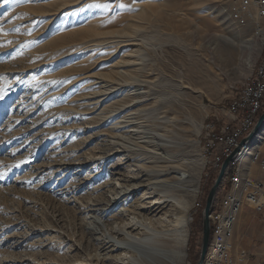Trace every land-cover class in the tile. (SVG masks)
<instances>
[{
  "label": "rangeland",
  "instance_id": "374dc122",
  "mask_svg": "<svg viewBox=\"0 0 264 264\" xmlns=\"http://www.w3.org/2000/svg\"><path fill=\"white\" fill-rule=\"evenodd\" d=\"M160 1L163 6L152 12ZM233 1L0 0V44L4 45L0 47V264L69 261L86 253L79 212L87 220L85 232L93 239L102 235L110 216L125 214L136 195L120 196V206L113 204L105 214H85L89 197L97 199L105 193L113 200L114 188L124 190L122 182L117 184V174L134 169L126 163L129 153L100 157L111 144L145 147V155L139 149L131 157L146 167L156 165L150 150L156 144H169L178 165L185 163L183 173L201 171L205 162L199 136L204 122L216 113V107L227 108L237 96L236 86H248L249 78L258 77L264 59V45L256 58L237 47L243 40L258 42L255 37L264 28V18L254 22L251 12H244L243 18L241 4ZM99 4L102 7L95 6ZM250 5L261 7V0H250ZM89 13L96 15L93 23L100 27L96 40L105 41L101 46L90 47L86 43L93 38L75 35L83 27L81 17ZM249 57L255 59L252 72L247 71ZM120 62L138 66L120 68ZM98 78H109V83ZM115 88V95L93 110L98 99L88 95ZM129 92L145 93V102L132 110L135 125L116 133L122 137L112 138L110 128L130 113L105 122L96 118L105 107L130 101ZM132 130L137 132L129 133ZM158 135L168 142L157 140ZM157 149L167 160L172 155L166 147ZM256 151L264 153V144L252 153ZM105 158L109 160L102 164ZM119 158L126 161L117 169ZM241 166L243 176L250 178L249 172L264 176L250 156L242 158ZM203 178L202 171L190 211L186 264L196 258L189 250L191 231L203 229V214L194 211L201 201ZM186 197L194 204L195 199ZM260 229L253 215L243 217L235 250L246 248L259 254ZM211 236L210 243L215 242L217 238ZM129 246L140 252L135 245ZM256 257L248 264H264V259Z\"/></svg>",
  "mask_w": 264,
  "mask_h": 264
},
{
  "label": "bare ground",
  "instance_id": "6f19581e",
  "mask_svg": "<svg viewBox=\"0 0 264 264\" xmlns=\"http://www.w3.org/2000/svg\"><path fill=\"white\" fill-rule=\"evenodd\" d=\"M64 4H68V2ZM157 5V8H151L152 12L158 11V7L163 6L161 1L157 3ZM144 14L145 13L142 12L140 15L144 16ZM95 16V13L83 15V17H81L82 21H80L82 22L83 27L75 33V35L79 34L80 36L85 35L88 38H93L92 41L86 43V45L90 44V47L101 46L105 42L96 40V37L100 35V27L96 21V23H93ZM225 39L232 43L229 37H226ZM255 40H258V42H253L251 39L245 41L243 40L237 47L241 50H248L250 56L255 54L256 58L264 45V28L258 32ZM60 42L57 44L60 45ZM100 43L102 44L100 45ZM112 43L113 42H111V44ZM232 44L235 45L234 43ZM127 64L131 66H138L135 62H120L118 66H120V68H124ZM254 64L255 59L249 57L247 60V71L252 72L255 66ZM258 68L259 70L256 74L259 77L261 64ZM131 76L133 77V75ZM132 79L133 78L129 80ZM98 80L101 81L100 83H106V81L109 83V78L108 80H105V78H98ZM252 81H256V79L251 78L250 80L249 78L248 86H250V82ZM107 90L108 89H106V91ZM114 90H116V88L107 93H105V91L93 94L89 93L92 97L88 95L87 98L98 99L94 103L95 105L93 104V110L97 109L99 104L103 103L108 97L111 98V95L114 94ZM130 92L127 94L130 101H124L120 104L117 101V105H119V107L111 104L110 106L102 109L99 117L96 118L98 121L101 120V122H105L117 115L127 112L130 113L121 117V119L117 120L115 125L110 128L109 132L113 133L112 138L122 137V135H117L116 133H120V130H124V128L135 125L130 119L133 115H135L132 114V110L137 106H141L142 102H145L143 96L145 93L136 94ZM234 101H236V103H243L244 94H237V96L230 100L229 105H233ZM258 121L255 122V126ZM136 132L137 131L135 130L129 131V133ZM155 137L160 142H168L165 139L166 137L163 135ZM263 144L264 124L259 132L255 134L249 142L243 145L241 150L234 155V163L230 164L233 166L234 174L230 176L227 187V191H231V197L227 203V209H221V205L226 202V193L224 194L220 201V206H218V209L215 210L216 215L210 220L211 228L214 226L213 237H216L217 239L215 242H209L204 264L205 261L206 264L225 263L227 253H229V243H233L234 232L238 223L237 221L239 216L242 214V208L245 204V196L248 195V188L250 187V178L242 175V172H244L241 168L244 166V164L241 166L242 158L250 156L252 162L257 163V158H261V153L258 151L252 153V150L253 148H261ZM127 145L128 144L118 143L111 144L108 146V150L106 152L104 151L100 157H110L113 154L117 155L118 152H123L126 155L129 153L133 156V154L139 152V149L141 150L139 152L140 155H145V152L148 151L141 145H136L138 148H132ZM167 145L168 146L162 143L156 144L155 150H150V153L154 152L153 158H155V162L152 163H155L156 165L153 167H146L145 163L140 165L139 163L143 162L142 160L134 161V158H132L131 155L128 157L126 156V159H129L126 163H131L128 167L130 169H132L131 167H134V169L126 175L122 173L117 174L119 176L117 184L121 185L122 182L124 190L117 192V189L114 188L113 191L115 194L113 195H115V197L113 200L109 199L105 193H101L97 199L89 197L88 202L86 203L87 206L85 205L88 212L86 211L85 214L93 215L99 211H101L100 213L105 214L113 204L114 207H119V202L123 199L120 196L129 198L131 195H136L134 202L128 209L124 210L125 214L120 213L110 216V212L108 214L110 217L108 216V224L107 226L105 225V230L101 229L103 232L102 235L100 234L99 237L94 239L91 236L92 234L90 235L85 232L87 220L84 217L81 219L83 214L79 212L81 217L78 226L81 232L82 240L87 243L86 253L82 255L78 253L76 257L71 258L66 262L54 260L56 261V264H186L187 246L189 241V224L191 222L190 211L194 207L196 202L195 198L199 193L201 173L204 166L206 169V158H203V163L205 162V165L202 164V168L200 169L201 171H198L196 175H188L180 170L182 166L184 167L185 163L183 164L182 162L181 164L183 165H178V161L173 155L175 151L172 148L173 146H169V144ZM158 147H166L167 151L172 154L167 156L168 160L163 157L162 154H158L156 152L160 149H157ZM106 159L107 158L104 159L102 164L105 163ZM126 159L119 158L114 166H117V169L125 166L124 162ZM107 160H109V158ZM151 168L152 170H150ZM171 169H173V171H170ZM246 169L248 170V167ZM185 183H188L186 188ZM186 196H191L192 200L195 199L193 202L194 204H192V201H189ZM50 226L51 225L47 228H50ZM51 228L54 229L56 227ZM135 232L138 233L135 234ZM129 245H135L140 252H135L136 250L134 248L133 249L135 251L133 252L130 249L132 247ZM215 259H218V261L215 262Z\"/></svg>",
  "mask_w": 264,
  "mask_h": 264
},
{
  "label": "built area",
  "instance_id": "2783aa9c",
  "mask_svg": "<svg viewBox=\"0 0 264 264\" xmlns=\"http://www.w3.org/2000/svg\"><path fill=\"white\" fill-rule=\"evenodd\" d=\"M233 2L241 4L243 18L244 12L255 13L254 22L258 18H264V0H261V7H252L250 0H234ZM234 93L244 94V102L234 101V104L227 105V108L216 107V113L209 116L202 126L199 138L201 156L206 158V169L203 170L205 179L210 178L215 171L221 170L224 161L236 151L241 150L245 145L243 141L251 134L255 128V122L264 113V60L261 62L260 75L256 81L250 82V86H236ZM231 163H234V157ZM257 168L264 174V153L262 152L261 158H257ZM249 173L250 187L248 195L245 196L242 213L253 215L260 225L264 226V176L255 177V172ZM225 191L226 202L221 205V209H227V203L231 197V191H227V187ZM201 207L200 201L194 211L198 213ZM215 215L216 211H212L210 220ZM236 236L233 237V243H229V253L224 264L249 263L250 254L247 250H235Z\"/></svg>",
  "mask_w": 264,
  "mask_h": 264
},
{
  "label": "water",
  "instance_id": "95a60500",
  "mask_svg": "<svg viewBox=\"0 0 264 264\" xmlns=\"http://www.w3.org/2000/svg\"><path fill=\"white\" fill-rule=\"evenodd\" d=\"M263 124H264V113L260 117L258 123L256 124L251 134L243 141V144H246L247 142H249L253 138V136L259 132ZM236 153L237 151L232 156H230L224 161L222 168L220 170V174L207 197L206 205L203 211V238H202V244H201V254H200V258L197 264H204L205 256L207 254L210 237H211L210 214L212 213L213 208L215 206L216 199H217V193L222 184L223 178L228 168L230 167L231 161Z\"/></svg>",
  "mask_w": 264,
  "mask_h": 264
},
{
  "label": "trees",
  "instance_id": "16d2710c",
  "mask_svg": "<svg viewBox=\"0 0 264 264\" xmlns=\"http://www.w3.org/2000/svg\"><path fill=\"white\" fill-rule=\"evenodd\" d=\"M232 173H233V166L230 165V167L228 168V170H227V172L223 178V181H222V184L219 188V191L217 193L216 203H215V206L213 208L214 211L218 209L219 202L221 200V196L227 187V184L229 182V179H230V176L232 175ZM219 174H220V170H217L212 174V176L210 178H208V179L203 178V191H202V197L200 199L201 203H202V207L199 210V212H201L202 214H203L204 206H205L204 201L206 200V197H207L206 191L208 192L214 186ZM191 232H192V234H191V238H190V242H189V250L194 255L196 254L195 256L197 259L196 258L194 259L195 262H193V264H197L198 259L200 257V253H201V242H202V238H203V229L197 231V233L194 232L193 230ZM211 232H212L211 235H213L214 226H212ZM193 240H194V242H193Z\"/></svg>",
  "mask_w": 264,
  "mask_h": 264
},
{
  "label": "crops",
  "instance_id": "0c3cea01",
  "mask_svg": "<svg viewBox=\"0 0 264 264\" xmlns=\"http://www.w3.org/2000/svg\"><path fill=\"white\" fill-rule=\"evenodd\" d=\"M219 206H220V202H219ZM245 216H247V215L246 214L243 215V213H242L240 220H239V223H238V226L236 227V230H235V236L237 233L240 232V223H241L243 217H245ZM257 244H259V254H253V253H251V251H249L245 248V250H247L250 254V260H252L253 256H255V255L257 256L256 257L257 261L264 259V226H261V229L259 232V238L257 239Z\"/></svg>",
  "mask_w": 264,
  "mask_h": 264
},
{
  "label": "snow or ice",
  "instance_id": "6c2138e0",
  "mask_svg": "<svg viewBox=\"0 0 264 264\" xmlns=\"http://www.w3.org/2000/svg\"><path fill=\"white\" fill-rule=\"evenodd\" d=\"M8 0H5V3H7ZM21 2H41V0H17V3H21ZM96 7H101V5H95ZM16 31H19V29H16ZM3 32V29L0 28V33ZM31 34V33H29ZM8 44L12 43L11 41H7ZM4 46L3 44H0V47Z\"/></svg>",
  "mask_w": 264,
  "mask_h": 264
}]
</instances>
